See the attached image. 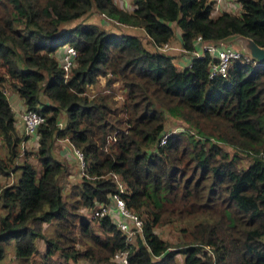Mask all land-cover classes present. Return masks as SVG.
<instances>
[{"label":"trees","instance_id":"obj_1","mask_svg":"<svg viewBox=\"0 0 264 264\" xmlns=\"http://www.w3.org/2000/svg\"><path fill=\"white\" fill-rule=\"evenodd\" d=\"M237 1L238 13H214L213 0H130L129 9L115 0H0V175L11 179H0V260L13 242L17 264H114L125 248L128 264H264V62L236 60L226 76L209 77L208 52L180 67L175 51L159 47L175 28L187 52L198 36L244 35L264 46V0ZM93 11L99 23L60 28ZM66 43L77 51L67 71ZM5 85L21 112L44 117L28 136L39 164L27 158ZM167 117L177 129L168 131ZM64 137L85 159L68 195L69 160L52 150ZM114 173L143 221L133 241L108 215L100 235L79 212L109 200ZM164 224L175 227L174 243L155 231Z\"/></svg>","mask_w":264,"mask_h":264},{"label":"built area","instance_id":"obj_2","mask_svg":"<svg viewBox=\"0 0 264 264\" xmlns=\"http://www.w3.org/2000/svg\"><path fill=\"white\" fill-rule=\"evenodd\" d=\"M213 3L215 9L219 7V5L222 3V0H213ZM200 39L201 38L198 36L197 41L201 44L200 47L192 51L191 57L204 56L206 52L211 54L212 59L208 64L209 77H213L216 75H220L223 77L226 76L230 65L236 60H252L251 57L242 54L230 43L215 45L211 42H202ZM159 47L163 50L171 48L167 42L160 45ZM76 53L77 51L74 46L69 44L64 45L60 57V65L64 68V70L67 71L70 65H72L73 58L76 56ZM22 117L24 120V131L27 135L35 132L36 126L44 120V117L42 115L31 109L23 112ZM62 125L63 123L59 121L58 126L61 127ZM167 135L168 133H165L160 138V143L165 142ZM63 141L68 142L69 139L67 137H64ZM68 143L71 147L74 157L78 161L81 174L86 175L84 170L85 160L82 151H80V149L74 146L70 141ZM113 177L116 182V189L110 194L108 201H95L92 206L88 207L90 209V217L92 219H97L104 215H108L115 226L125 234L127 241H132L134 240L137 233L142 232L143 222L140 215L134 210L128 208L126 205L125 197L123 194H125L127 188L124 181L116 173L113 174ZM112 261L114 264H128V248L115 251L112 255Z\"/></svg>","mask_w":264,"mask_h":264},{"label":"rangeland","instance_id":"obj_3","mask_svg":"<svg viewBox=\"0 0 264 264\" xmlns=\"http://www.w3.org/2000/svg\"><path fill=\"white\" fill-rule=\"evenodd\" d=\"M115 1L120 7H123L124 9H129L130 6H131L130 1H128V0H115ZM215 10L217 11L218 9L215 8ZM100 17H101L100 13H98L97 11H93L91 14H89V15H87L85 17H81V18H78V19H75V20H72V21L63 22L62 24H60V28L71 26L74 23H77L79 21H81V22L82 21H86V22L90 21V22L99 23L100 22ZM105 26H106V29H110V32L120 33V31L118 30L117 27H113L110 24H106ZM178 32H179L178 29H176L175 30V36L176 37H175L173 43H178L179 42V34H178ZM143 41L145 43V46L148 49H150V50L153 49V46L151 44H146L147 41H145L144 39H143ZM169 51H172V50H169ZM177 56L178 55H174L173 57H177ZM174 62L177 63V59H174ZM177 67L180 68L178 65H177ZM0 69L4 70V65H1V63H0ZM103 84H104L103 81H100L98 84H96L95 87H94L95 91L97 92L100 89H102ZM3 88L5 90V93H6L7 97L9 98V101H10L13 109L15 111H19V112L22 111L21 109H23V108H20V107L24 106V105H23V102H22L21 98L17 95V93L14 92V90L11 89L12 87H10L8 85H5ZM114 88L117 89L119 91V93H121V90H119L117 83L114 84ZM120 96H121V94H120ZM59 115L61 116V117H59V121L61 123L65 124V120H66L65 115L63 113H60ZM166 121H167V125L170 126V129L168 131H171L173 129H177L178 128L177 124H179V123L176 120H174V119L170 120L169 117H167ZM171 125H173V126H171ZM16 126H17V130L20 133V135H22L24 137V139H26V137L23 134L22 127H20L21 126V121L19 120V116H16ZM60 139L61 138L55 139L53 141V146H52L53 154L55 156H57L58 158L60 157V155H62V143H63V141L61 143ZM26 141H28V142H26ZM26 141H23V142H25L24 143V147L28 148V150H27V152H28L27 153L28 160H30L34 164H37V163L39 164V162H38V160L36 158V155L34 154L36 152L35 151L36 140L32 139V138H29V139H26ZM65 145H67V142H66ZM19 147L22 148L21 146H19ZM225 147H227V149L229 148V146H225ZM67 148L70 150V146H67ZM3 150H4V145H3V143L0 140V153H2ZM80 151H82V150H80ZM63 156H66V155H63ZM66 158L68 159L67 156H66ZM20 159H22V158H20ZM66 164H67L66 165V170H65V173H64L63 178H62V185H63L62 190L64 192V195H68V193L70 192V188H69L70 184L75 182V181H77L80 178V176L82 175L81 172H80V168L76 164L75 161H73V160L67 161ZM68 199H70V198H68ZM0 212H1V210H0ZM79 212L83 216H85L87 218V220H89L90 226H91L93 232L99 233L100 235H104V232L100 229L97 221L90 217V209L88 207H85L83 209L81 208L79 210ZM44 227L46 228L47 233L49 232V230L52 229L50 226H47L46 224H45ZM155 231L158 234L162 235L164 238H167L172 243H174V239H175V237L177 235L174 226L170 227L169 224H164V225L158 226L155 229ZM79 233L80 232L76 229V234H79ZM36 242H37L38 248L40 250V253H42L45 250V242L42 239H38ZM13 252H14L13 242H11L8 246H6L5 254H4L3 258L0 260V262L3 263V264H17L16 261H15ZM177 257H178V259H182V255L181 254H178ZM37 259H39V256L37 257Z\"/></svg>","mask_w":264,"mask_h":264},{"label":"water","instance_id":"obj_4","mask_svg":"<svg viewBox=\"0 0 264 264\" xmlns=\"http://www.w3.org/2000/svg\"><path fill=\"white\" fill-rule=\"evenodd\" d=\"M232 44L245 55H248L257 62H264V46L257 44L251 37L235 35L214 41L213 44ZM234 46V47H235Z\"/></svg>","mask_w":264,"mask_h":264},{"label":"crops","instance_id":"obj_5","mask_svg":"<svg viewBox=\"0 0 264 264\" xmlns=\"http://www.w3.org/2000/svg\"><path fill=\"white\" fill-rule=\"evenodd\" d=\"M130 1V0H128ZM214 9V8H213ZM217 11L214 9V13L220 11V10H229L231 12H239L240 11V4L236 1V0H222V3L219 5V7H217ZM178 28H175V30ZM178 34H179V42L178 43H173L174 39H175V31H174V35L171 39L170 44L173 47V50L175 52H173V55H178L175 59H177V64L180 65V67H182L183 65L185 66L186 64H189L191 61V58L188 55H191V52H184L181 51V37H180V30L178 29ZM200 47V45L198 46ZM197 47V48H198ZM65 151V152H64ZM68 152H70V150L67 148V146L62 143V153L64 154H68ZM73 161L76 162L75 158H72ZM77 164V163H76Z\"/></svg>","mask_w":264,"mask_h":264},{"label":"clouds","instance_id":"obj_6","mask_svg":"<svg viewBox=\"0 0 264 264\" xmlns=\"http://www.w3.org/2000/svg\"><path fill=\"white\" fill-rule=\"evenodd\" d=\"M236 1H237V0H236ZM237 2H238V1H237ZM238 3H239V2H238ZM213 8H214V7H213ZM100 15H101V14H100ZM142 37H143L144 40H145V39H149L148 36L145 34V32H144V34H143ZM200 40H201V39H200ZM201 41H202V40H201ZM201 41H200V42H201ZM202 42H203V41H202ZM211 43H213V42H211ZM66 44H67V43H66ZM66 44H64V45H66ZM198 44L200 45L201 43H198ZM228 44H229V43H228ZM64 45L61 47V49L64 47ZM69 45H71V44H69ZM215 45H219V44H215ZM72 46H73V45H72ZM170 47H171V48L167 49L166 51H169V50L174 51V50H173V47H172L171 44H170ZM235 48H236V47H235ZM75 49H76V48H75ZM180 50L183 51L182 47H181ZM192 51H193V50H192ZM192 51H190V52L192 53ZM184 52H187V51L184 50ZM76 54H77V53H76ZM188 56L192 59V57H191L192 54H191V55H188ZM190 62H191V61H190ZM189 65H190V63H189V64H186L185 66H189ZM18 112H19V111H17V113H18ZM19 113H20V115H19V120L21 121V125H23V122H24L23 117H22V116H23V112L20 111ZM16 116H17V115H16ZM21 118H22V119H21ZM22 131H23V134H24V136L26 137V139H28V136H29V135L25 134L24 127H22ZM67 138H68V137H67ZM26 139L23 138V141H26ZM68 139H69V138H68ZM62 141H63V138L60 139V142H61V143H62ZM69 141L72 143V141H71L70 139H69ZM69 141H68V142H69ZM26 142H28V141H26ZM66 142H67V141H63L64 144H66ZM68 142H67V145H66V146H70ZM72 144H73V143H72ZM73 145H74V144H73ZM20 146L22 147V142L20 143ZM74 146H75V145H74ZM79 149H80V148H79ZM80 150H81V149H80ZM82 153H83V152H82ZM63 155H67L69 161H71L72 158H75L74 155H73V153H72L71 147H70V152H68V154H64V153H63ZM83 157H84V155H83ZM75 160H76V163H77V165H78V161H77L76 158H75ZM84 160H85V159H84ZM78 166H79V165H78ZM86 177H87V176H86ZM0 179H1V180H4V181L7 182V183H9V182L11 181V179H9V178H3L1 175H0ZM126 205H127V204H126ZM85 207H88V206H85ZM89 207H90V206H89ZM127 207H128V206H127ZM82 208H84V207H82ZM128 208H129V207H128ZM131 210H132V209H131ZM135 212H136V211H135ZM98 219H99V218L94 219V220H96L97 223H99V222H98ZM141 219H142V218H141ZM142 222H143V221H142ZM114 225H115V224H114ZM142 233H143V231H142L141 233H137V234H138L139 236L142 237ZM132 241H133V240H132Z\"/></svg>","mask_w":264,"mask_h":264}]
</instances>
